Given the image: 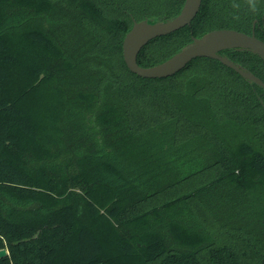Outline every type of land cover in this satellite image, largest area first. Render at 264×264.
<instances>
[{
	"label": "trees",
	"instance_id": "16d2710c",
	"mask_svg": "<svg viewBox=\"0 0 264 264\" xmlns=\"http://www.w3.org/2000/svg\"><path fill=\"white\" fill-rule=\"evenodd\" d=\"M184 0H0V264H264V89L199 56L165 77L126 66L133 19ZM264 0H201L147 41H264ZM264 81L247 49L219 52Z\"/></svg>",
	"mask_w": 264,
	"mask_h": 264
},
{
	"label": "water",
	"instance_id": "95a60500",
	"mask_svg": "<svg viewBox=\"0 0 264 264\" xmlns=\"http://www.w3.org/2000/svg\"><path fill=\"white\" fill-rule=\"evenodd\" d=\"M201 0H184L179 12L166 20L155 17L133 19V23L122 39V56L128 69L137 75L148 78L165 77L183 68L190 60L199 56L218 59L224 65L234 69L243 78L256 83L264 89V81L244 66L234 62L219 52L223 49H247L264 60V41L254 31L246 33L234 28H214L201 36H193L167 59L149 66L137 62V54L150 39L170 33L190 24L199 10ZM8 254L6 248H0V257Z\"/></svg>",
	"mask_w": 264,
	"mask_h": 264
},
{
	"label": "clouds",
	"instance_id": "9594fccd",
	"mask_svg": "<svg viewBox=\"0 0 264 264\" xmlns=\"http://www.w3.org/2000/svg\"><path fill=\"white\" fill-rule=\"evenodd\" d=\"M248 3L253 11L256 10L257 0H248Z\"/></svg>",
	"mask_w": 264,
	"mask_h": 264
},
{
	"label": "flooded vegetation",
	"instance_id": "af4514ba",
	"mask_svg": "<svg viewBox=\"0 0 264 264\" xmlns=\"http://www.w3.org/2000/svg\"><path fill=\"white\" fill-rule=\"evenodd\" d=\"M263 15H264V11H263ZM256 21H257V19L255 18L254 21H253V23H252V31H254V25H255V22H256ZM252 31H251V32H252Z\"/></svg>",
	"mask_w": 264,
	"mask_h": 264
}]
</instances>
